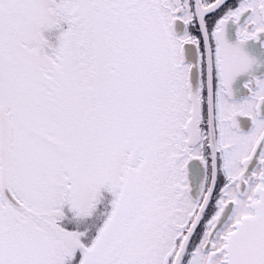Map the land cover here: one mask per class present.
<instances>
[{"label": "snow or ice", "instance_id": "obj_1", "mask_svg": "<svg viewBox=\"0 0 264 264\" xmlns=\"http://www.w3.org/2000/svg\"><path fill=\"white\" fill-rule=\"evenodd\" d=\"M0 264H264V0H0Z\"/></svg>", "mask_w": 264, "mask_h": 264}, {"label": "flooded vegetation", "instance_id": "obj_2", "mask_svg": "<svg viewBox=\"0 0 264 264\" xmlns=\"http://www.w3.org/2000/svg\"><path fill=\"white\" fill-rule=\"evenodd\" d=\"M211 22V21H210ZM193 31H195V29L193 28ZM241 119H243V118H241Z\"/></svg>", "mask_w": 264, "mask_h": 264}]
</instances>
